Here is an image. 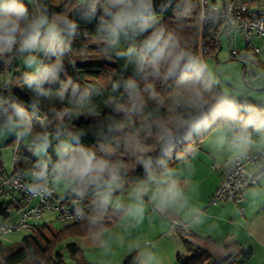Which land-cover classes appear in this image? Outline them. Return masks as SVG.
I'll return each instance as SVG.
<instances>
[{
  "label": "trees",
  "instance_id": "obj_1",
  "mask_svg": "<svg viewBox=\"0 0 264 264\" xmlns=\"http://www.w3.org/2000/svg\"><path fill=\"white\" fill-rule=\"evenodd\" d=\"M34 1L36 11L26 0H19L26 16L11 43L0 33V73L10 67L15 55L41 53L43 68L35 77L39 90H67L57 129L72 137L61 158L63 172L74 180L72 199L85 203L98 195L101 201L86 208L79 221L60 229L36 225L14 249L0 242V264H65L57 250L65 238L105 230L121 215L122 209L103 204L102 192L113 176L121 178V184L160 177L187 159L211 130L225 124L244 132L264 128V118L256 109L228 102L208 79L203 61L216 58L220 36L230 26L211 8L202 19L199 0H84L77 10V0ZM41 19L46 28L36 31ZM47 22L54 24L55 34L48 32ZM6 46L14 55L1 50ZM244 47L238 57L264 67L249 43ZM28 78L23 71L14 73L10 82L0 83V124L10 123L19 109L31 110L36 103L20 87ZM174 93L193 100L201 110L196 113L176 104L171 98ZM69 105L97 118L76 119ZM174 110L182 119L180 129L166 123ZM139 144L143 147L140 164ZM48 152L53 164L60 163L52 146ZM23 153L32 159L31 153ZM6 175L0 159V179ZM2 188L0 216L5 219L21 208L22 194L17 191L15 201L3 202ZM184 233L195 254L178 255L177 264H230L236 255L248 259L252 254L250 248L217 245L210 236ZM65 249L73 256L82 251L75 242ZM122 264H141L138 253L126 255Z\"/></svg>",
  "mask_w": 264,
  "mask_h": 264
},
{
  "label": "rangeland",
  "instance_id": "obj_2",
  "mask_svg": "<svg viewBox=\"0 0 264 264\" xmlns=\"http://www.w3.org/2000/svg\"><path fill=\"white\" fill-rule=\"evenodd\" d=\"M83 1L77 0L75 10L80 8ZM26 5L37 10L34 0H26ZM214 5L221 11L222 0H210L212 10ZM43 28L45 29L46 25L37 23L36 31ZM47 28L50 34H55L53 23L47 22ZM219 40L220 49L216 58H205L203 61L208 79L219 88L223 97L230 103L239 105L240 102H243L241 107L254 108L258 115L264 118V88H262L264 87V67L256 65L251 60L244 63L243 59L238 57L245 51V43H249L250 47H259L260 53L257 55L260 59H264V37L252 33L251 39H249L242 32L230 28L221 34ZM232 49L237 50L236 56L230 53ZM1 50L10 56L15 53L8 46ZM40 58V52L15 55L10 60V67L4 73H0V83H4L10 82L14 73L26 71L29 78L20 87L36 102L31 110L19 109L16 118L10 123L0 124L2 172L3 174L10 173L14 163L25 167L33 164L39 165L52 173L51 184L55 190L56 202L60 199L78 202L77 199H72L75 196L73 177L63 172L61 164L62 154L69 148L72 137L71 134L57 129L63 115L59 111L62 110V103L66 101L67 90L59 89L52 92L39 90L35 77L43 68ZM151 66L153 67L152 64ZM243 71H245L244 76ZM171 98L176 104L182 103L199 110V106L183 94L174 93ZM68 109L76 119L92 120L97 118V115L84 109L70 105ZM241 122L247 124L248 120L242 119ZM166 123L169 127L177 129L182 125L181 116L174 110L173 115L167 119ZM254 129L255 132L250 133L246 139L241 136L242 139L238 140L237 152L233 146L230 149L227 147L221 153L235 152V154H239L246 152L244 149L254 148L258 143L264 144V128L256 127ZM253 135L256 140L251 141ZM206 141L210 140L206 139ZM50 146L54 148L60 163L53 164L48 152ZM233 149L234 151H232ZM25 150L31 153L32 159L24 155ZM142 152L143 147L139 144L137 146V162L139 164ZM113 177L102 192V196L111 208L123 211L115 222L116 226H110V230L107 232H103L106 229L100 231L105 239L106 248L84 247L81 244V239L76 236L65 238L57 248L58 252L63 255L65 264H83V261L78 260L81 257L92 262L91 264H122L121 259L116 260V254L121 253L124 250L122 247L125 245V248L128 246L129 248L137 247L135 251L143 264H177L178 255L186 258L194 256V247L185 242L188 236L183 230L186 229L175 226L171 223L169 216L163 215L161 208H156V178L137 183L127 182L126 187L125 183L121 184V178ZM2 189L4 195L1 196V201L8 202L10 199L15 201L18 195L16 190L8 185ZM15 213L16 210H12L9 216ZM0 218L2 217L0 216ZM121 218L122 220H120ZM32 224H48L57 230L66 223L59 221L56 218V213L49 210L45 211L41 219L32 221ZM32 232L33 230L23 229L0 235V242L14 249L24 236ZM70 242H75L81 249L83 248L82 253L70 255L65 249V245ZM232 264L240 263L237 261Z\"/></svg>",
  "mask_w": 264,
  "mask_h": 264
},
{
  "label": "crops",
  "instance_id": "obj_3",
  "mask_svg": "<svg viewBox=\"0 0 264 264\" xmlns=\"http://www.w3.org/2000/svg\"><path fill=\"white\" fill-rule=\"evenodd\" d=\"M261 60L264 61V59ZM189 107L196 113L201 110L200 107L199 110ZM181 127L182 125L177 129ZM254 132L255 129L244 132L230 124L219 126L211 130L187 159L178 162L156 178V208H161L163 215L169 216L171 223L175 226L186 229L185 231L182 229L186 233L210 236L217 245L235 244L240 248L251 249L250 258L244 259L241 255H236L230 264L237 261L240 264H264V173H260L264 169V162L251 166L252 176L241 189L240 201H219L214 204L210 202L212 194L222 180V167L228 165L237 154L235 152H237L238 140L242 139L241 136L246 139L250 133ZM254 140L256 138L253 135L251 141ZM233 146L235 152L221 153L227 147L230 149ZM262 148L264 144L258 143L254 148L244 149V151L253 152ZM124 185L127 187V183ZM169 188L172 189L173 195L162 201L158 193ZM105 201L103 199V204L108 205ZM108 207L117 210L109 205ZM18 215L19 210H16L12 216L0 218V220L11 221ZM174 220L177 223H174ZM115 224L117 223L113 225ZM109 230L110 228H106L103 232ZM78 237L84 247L106 248L102 232ZM125 246L122 247L124 250L121 253L116 254L117 261L119 259L123 261L126 255L137 249L135 246L131 248L129 246L125 248ZM78 260L85 264L92 263L84 260L83 257Z\"/></svg>",
  "mask_w": 264,
  "mask_h": 264
},
{
  "label": "built area",
  "instance_id": "obj_4",
  "mask_svg": "<svg viewBox=\"0 0 264 264\" xmlns=\"http://www.w3.org/2000/svg\"><path fill=\"white\" fill-rule=\"evenodd\" d=\"M201 18L210 9V0H199ZM213 12H220L230 28L242 32L251 39L252 33L264 37V0H224L221 11L214 5ZM253 51L260 52L253 46ZM237 55V50L230 51ZM264 162V148L253 152H242L234 155L231 162L222 167V180L210 198L211 203L219 201H240L241 189L252 176L251 166ZM52 173L39 165L12 166L10 173L0 179V186L8 185L22 194L21 208L17 218L11 221L0 220V235L23 229L34 230L32 221L39 220L45 211L53 210L56 218L65 223L79 221L84 210L90 205L100 202V196H92L85 203L60 199L55 201V190L51 184ZM177 223V221H173Z\"/></svg>",
  "mask_w": 264,
  "mask_h": 264
},
{
  "label": "clouds",
  "instance_id": "obj_5",
  "mask_svg": "<svg viewBox=\"0 0 264 264\" xmlns=\"http://www.w3.org/2000/svg\"><path fill=\"white\" fill-rule=\"evenodd\" d=\"M0 12L3 13V16L0 17V33L6 35L9 38L8 42L11 43V38L20 31V21L26 16V9L19 3V0H0ZM44 22L43 19L39 21L40 24ZM153 46L154 42H151L149 47ZM158 195L163 201L168 196L173 195V191L169 188L166 191H160Z\"/></svg>",
  "mask_w": 264,
  "mask_h": 264
},
{
  "label": "water",
  "instance_id": "obj_6",
  "mask_svg": "<svg viewBox=\"0 0 264 264\" xmlns=\"http://www.w3.org/2000/svg\"><path fill=\"white\" fill-rule=\"evenodd\" d=\"M222 6H224V0H222ZM245 75V71H243V76ZM264 88V87H262Z\"/></svg>",
  "mask_w": 264,
  "mask_h": 264
}]
</instances>
